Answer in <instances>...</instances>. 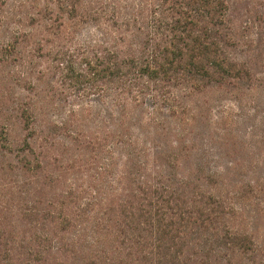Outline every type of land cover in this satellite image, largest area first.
Here are the masks:
<instances>
[{"label": "trees", "instance_id": "16d2710c", "mask_svg": "<svg viewBox=\"0 0 264 264\" xmlns=\"http://www.w3.org/2000/svg\"><path fill=\"white\" fill-rule=\"evenodd\" d=\"M64 6L53 13L68 25L93 22L98 36L49 48L47 95L59 78L62 115L49 116L61 108L53 99L44 106L0 81V264H264V228L259 236L254 227L264 207L249 226L232 201L264 192V173L232 181L203 160L209 142L230 158L247 151L231 129L207 130L204 94L264 102V55L249 33L264 46V0ZM47 12L44 4L32 15ZM34 36L15 26L0 55ZM88 101L99 106L80 104Z\"/></svg>", "mask_w": 264, "mask_h": 264}, {"label": "rangeland", "instance_id": "374dc122", "mask_svg": "<svg viewBox=\"0 0 264 264\" xmlns=\"http://www.w3.org/2000/svg\"><path fill=\"white\" fill-rule=\"evenodd\" d=\"M258 0H250L252 4H256ZM48 7V12L42 20L33 17V12L38 11L42 5ZM66 12L64 0H4L0 8V16L4 17V25L0 29V52L3 45L15 26L23 24V27L35 36L29 39L28 45L21 48L17 44H13L5 55H0V81L4 84L10 82V92L25 95L29 97L35 93L40 96L42 105L51 106L50 100L53 99L55 104L61 105L57 113L49 111V116L58 118L66 108V101L61 95L59 87V78H54L53 86L56 93L53 98L47 94L52 93L48 83L52 77L47 74L46 67L48 60L53 57L50 51L51 46L59 48L66 43L67 38L73 43L82 40L94 38L98 36L95 24L90 21L74 19L68 25L60 15L53 12ZM46 20L49 23H46ZM68 31V36L66 35ZM256 28L250 30V37L255 41V48L264 55V46L257 44ZM41 38L42 44L35 46L37 40ZM21 48V49H20ZM245 47H237L234 49L236 58L244 56ZM1 54V53H0ZM24 76H23V75ZM21 75L23 77H21ZM36 78V81H34ZM35 82L37 86L29 82ZM209 99V108L207 109L208 131L220 133L221 130L231 129L235 135V140L243 143V147H247L246 153L243 155H233L232 158L228 154H224L210 142L205 147L203 154L206 167L211 170L225 172V176L230 180H244L248 177L257 176L264 173V152L260 149V145L256 142L261 132L264 131V122L261 120L264 115V102L256 95L242 96V99L236 98L233 94L225 92L221 89H213L204 94ZM253 98V99H252ZM252 99V101H251ZM79 103L74 101L72 103ZM53 104V103H52ZM81 105L95 108L99 104L88 101L81 102ZM101 106V105H100ZM56 114V115H55ZM206 134V130L201 131ZM229 132V131H228ZM4 128L0 126V134L3 135ZM17 133H14L16 135ZM233 140V139H232ZM253 142L258 144L257 149L249 145ZM255 143V144H256ZM231 160H236L233 163ZM238 197H233L232 201L240 208L241 214L237 216V220H245V224L252 226L249 220L252 210L264 207V192L256 191H240ZM254 227H258V234L263 232L264 223L257 218Z\"/></svg>", "mask_w": 264, "mask_h": 264}]
</instances>
